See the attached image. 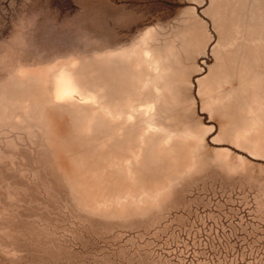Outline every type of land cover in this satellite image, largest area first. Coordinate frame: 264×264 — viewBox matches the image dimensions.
<instances>
[{
    "label": "rangeland",
    "instance_id": "374dc122",
    "mask_svg": "<svg viewBox=\"0 0 264 264\" xmlns=\"http://www.w3.org/2000/svg\"><path fill=\"white\" fill-rule=\"evenodd\" d=\"M0 264H264V0H0Z\"/></svg>",
    "mask_w": 264,
    "mask_h": 264
},
{
    "label": "bare ground",
    "instance_id": "6f19581e",
    "mask_svg": "<svg viewBox=\"0 0 264 264\" xmlns=\"http://www.w3.org/2000/svg\"><path fill=\"white\" fill-rule=\"evenodd\" d=\"M198 30H200L199 26H197L196 28L197 34H198ZM145 54H146V60L152 58V53L150 52L149 49L145 50ZM152 61L156 62V68H157V62H158L157 58H153ZM143 81H144L143 84L146 87L148 85L149 77H146ZM54 91H55L56 97L61 100L74 98L76 94L85 93V91L82 89V87H80L79 83L76 81L74 76L71 73L65 72V71L61 72V74L58 76ZM89 92L90 93L85 95L84 98L94 99L96 96L95 92L91 90H89ZM149 126L157 127V126H154L152 123H150ZM165 136H167L166 141L169 142L172 137L170 130L166 131Z\"/></svg>",
    "mask_w": 264,
    "mask_h": 264
}]
</instances>
